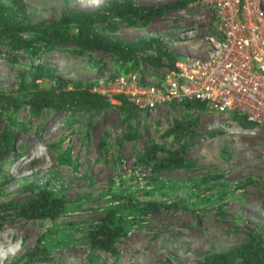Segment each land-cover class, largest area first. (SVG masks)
<instances>
[{"label": "rangeland", "instance_id": "rangeland-1", "mask_svg": "<svg viewBox=\"0 0 264 264\" xmlns=\"http://www.w3.org/2000/svg\"><path fill=\"white\" fill-rule=\"evenodd\" d=\"M10 0H0L8 4ZM106 0H22L33 23L57 18L64 9L95 8ZM137 5L161 6L179 0H134ZM198 0L134 24L118 21L116 30L101 27L113 38H156L174 55L202 56L205 38L215 32L209 13ZM154 46V45H153ZM155 46L121 62L102 50L71 44L10 49L0 45V92L21 86L54 88L49 77L34 78L38 65L69 83L93 92L106 89L101 81L120 73L138 72L140 81L160 83L169 67L151 65ZM106 96V95H105ZM111 103L114 97L106 96ZM203 107L169 103L155 112L138 109L126 118L117 107L89 115L43 111L23 106L8 124L12 148L0 161V205L24 199L30 185L46 187L62 198L55 217L24 219L0 212V264H25L29 250H43L30 264H193L205 253H217L242 242L249 230L264 237V130H240L231 116ZM175 120L196 122L199 135L185 152L193 164L154 172L139 162L147 145L177 148L165 135ZM8 120L0 117V132ZM237 129V130H236ZM162 154L157 153V157ZM120 195L132 199L174 203L169 210L143 214L115 243L110 253L88 242V232Z\"/></svg>", "mask_w": 264, "mask_h": 264}, {"label": "trees", "instance_id": "trees-1", "mask_svg": "<svg viewBox=\"0 0 264 264\" xmlns=\"http://www.w3.org/2000/svg\"><path fill=\"white\" fill-rule=\"evenodd\" d=\"M189 0H179L161 6L137 5L134 0H106L101 5L84 10L64 9L60 15L47 22L33 23L22 0H10L0 4V45L10 49L29 48L36 43L44 45L71 44L85 50H102L112 54L121 62L132 61L139 52L155 46L159 57H166L171 68L174 55L156 38L143 37L129 41L113 38L100 32L104 27L116 30L118 21L134 24L138 20L147 21L150 15H159L175 8H186ZM154 45V46H153ZM158 58L146 57L151 65L162 66ZM49 77L55 80L54 88L32 89L21 86L17 92H0V117L8 120L0 132V161L12 148L14 136L8 124L11 113L26 106L36 115L43 111L54 114H86L105 110L111 106L126 113V118L137 117L138 108L124 95L115 96V103L109 102L106 96L92 93L77 83L69 88V83L51 73L45 65H38L34 78ZM202 101H185L184 106L203 107ZM231 117L238 124L250 127L244 116L232 113ZM165 135L176 139L177 148L150 143L138 157L139 162L152 164L154 172L174 168H186L193 164L185 157V152L199 135L196 122L175 120ZM161 157H157V153ZM29 195L19 201H7L0 205V212L12 213L24 219L55 217L63 206L62 198L53 196L46 187L30 185L26 188ZM120 202L106 210L99 222L92 225L88 232V242L92 247L114 253V243L128 233L129 227L143 214H154L169 210L174 203L143 201L120 195ZM43 250H29L24 256L25 264L40 259ZM16 260L10 264H16ZM160 264H171L162 260ZM193 264H264V237L253 230L246 233L245 239L228 249L217 253H205Z\"/></svg>", "mask_w": 264, "mask_h": 264}, {"label": "built area", "instance_id": "built-area-1", "mask_svg": "<svg viewBox=\"0 0 264 264\" xmlns=\"http://www.w3.org/2000/svg\"><path fill=\"white\" fill-rule=\"evenodd\" d=\"M197 3L215 30L205 38L204 55L176 58L160 83H145L130 71L106 77L101 87L107 90L94 88L92 93L124 95L148 112L169 103L202 101L215 113L244 116L250 127L236 121L242 130H264V0Z\"/></svg>", "mask_w": 264, "mask_h": 264}, {"label": "bare ground", "instance_id": "bare-ground-1", "mask_svg": "<svg viewBox=\"0 0 264 264\" xmlns=\"http://www.w3.org/2000/svg\"><path fill=\"white\" fill-rule=\"evenodd\" d=\"M239 128V127H238ZM240 129V128H239ZM237 130V129H236ZM240 130H242V129H240ZM245 131H247L246 129H244Z\"/></svg>", "mask_w": 264, "mask_h": 264}]
</instances>
